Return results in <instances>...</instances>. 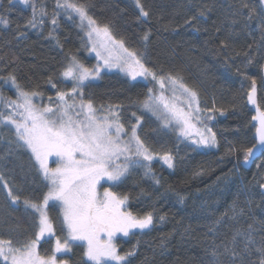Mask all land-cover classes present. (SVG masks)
<instances>
[{"label":"trees","instance_id":"obj_1","mask_svg":"<svg viewBox=\"0 0 264 264\" xmlns=\"http://www.w3.org/2000/svg\"><path fill=\"white\" fill-rule=\"evenodd\" d=\"M71 2L85 5L98 25H108L112 36L136 53L141 63L157 76L178 77L195 91L201 106L213 117L207 124L218 134L216 149L200 150L175 131L165 129L141 103L154 87L150 83L111 73L84 87L86 101L91 99L100 113H107L101 106L111 105L118 112L119 122L129 131L140 119L138 135L156 157L165 153L173 156V169L159 160L152 162L155 179L145 176L143 169H134L123 184L113 188L129 195L127 208L134 215L152 212L154 217L151 229L117 240L120 253L134 250L135 255L129 258L131 264H211L214 247L223 252L225 245L233 247L231 241L237 231H251L255 241L252 253L243 252L244 238L240 236L236 238L235 249L245 264H258L254 249L264 237V188L260 187L264 182V166H257L264 165V156L249 170L241 165L244 149L255 144V126L254 112L247 103L251 81L240 73L256 78L259 104L264 109L261 79L264 32L259 27L264 3L261 0H140L149 13L145 18L140 15L136 0ZM242 2L255 7L252 20L246 19L248 9L243 10L244 17L233 15ZM33 3L38 20L41 8L47 15L43 17L44 24L25 27ZM0 6H8V0H0ZM204 6L211 11L200 16ZM11 8L5 17L10 24L7 27L0 24V80L11 74L21 90L43 93L39 96L43 102L49 98L56 101L58 90L67 92L72 87L62 72L73 57L88 68H94L97 62L80 23L73 13L69 19L63 9L56 8V0H30L29 5L13 0ZM54 12L60 13L56 17L58 26L51 23ZM193 16L196 19L186 23ZM233 20L237 23L233 24ZM250 58L252 64H248ZM49 79L56 83V88L48 83ZM215 109L222 110L223 115ZM0 113L6 115L2 107ZM22 144L16 130L0 116V176L3 177L0 239H11L14 244L35 237L38 213L26 207L24 201L42 203L49 187L30 150L21 147ZM230 148L234 150L229 152ZM5 182L19 197L15 203ZM47 212L55 236L41 239L38 244L41 255L52 253L56 237L63 240L67 236L59 203L50 202ZM70 243L71 251L60 253L58 260L91 264L84 256L83 241ZM220 259L224 264H233L227 254ZM0 264L4 262L0 260ZM234 264H240L239 258Z\"/></svg>","mask_w":264,"mask_h":264},{"label":"snow or ice","instance_id":"obj_2","mask_svg":"<svg viewBox=\"0 0 264 264\" xmlns=\"http://www.w3.org/2000/svg\"><path fill=\"white\" fill-rule=\"evenodd\" d=\"M17 3L29 5L30 0H17ZM136 3L140 8V15L147 18L149 13L140 5V0H136ZM261 3H264V0H261ZM11 6H13V0H8V6H0L2 7L0 24L5 27L10 24L5 17L11 12ZM31 7L32 15L26 20L25 27L36 28L38 24H44L43 17L47 15V12L41 8L38 20L35 4L33 3ZM56 8L63 9L69 19L72 18V13L77 14L81 27H85V21L87 22L91 50L96 53L99 60L103 61V64L88 68L73 57L62 72V76L71 81L72 87L67 92L61 90L56 92L55 108L38 106L34 103V97H42L43 93L21 90L15 76L10 74L5 80V83L10 81L15 87L17 99L0 96V102L12 109L11 113L7 115L0 113V116L15 127L16 136L23 142L21 147L30 150L38 170L48 181L49 187L42 203L24 201L26 207L38 213V231L35 237L22 244L19 242L14 244L11 239H0V260L4 264H68L66 260H58L57 254L70 252V242L83 241L86 245L84 256L91 264H131L129 258L135 255V251L121 254L116 243L117 235L122 234L128 237L135 235L134 230L144 232L151 229L154 224L153 213L134 215L127 209L129 195L112 189L123 184L134 169H143L145 176H152L155 179L151 165L156 157L138 135L137 125L131 127L130 134L125 132L124 125L119 122L118 112L111 105L107 108L101 106L108 115L97 116V109L94 108L92 100L84 99L85 82L98 78L101 67L118 68L130 75L132 79L137 76L145 78L151 76L159 84L161 92L159 96H156L152 94V89H149L148 98L141 102L144 109L156 115L162 106L171 119L181 126V135L190 137L193 131L195 132L199 139L193 140L194 144L215 146L216 134L207 124H204L203 128H197L193 123V120L200 122L201 110L196 104L197 93L183 84L180 78L171 75L157 76L155 72L145 67L136 53L124 47L122 41L114 39L108 25H98L97 21L88 14L85 5H78L71 0H56ZM244 9H248L246 19L252 20L256 9L247 2H242L233 15L244 17ZM210 11L211 8L204 6L200 9L199 15L205 16ZM59 14V12L53 13L52 25L58 26L56 17ZM195 19L196 17L193 16L186 23H191V20ZM232 22L237 23L236 20ZM259 27L261 32H264V15H261ZM144 39H148L147 34ZM221 43L224 44L223 41ZM252 63L250 58L248 64ZM240 74L251 81L247 98L249 103L256 106V115L252 117V120L258 122V126L255 127L256 143L244 149V162L247 163L255 157L257 152L264 156V110L261 109L257 100L256 78L244 72ZM261 79L264 80V76ZM166 80L173 92L170 99L164 95ZM48 83L53 88L57 87L51 79ZM177 92L186 97L184 102L187 105V111L177 107L176 101L179 100ZM49 99L51 102V98ZM194 104H196L195 107H193ZM215 110L223 115L222 110ZM212 118L207 117L209 120ZM165 122H170L168 116L165 117ZM124 136H127V139H124ZM233 150L230 148L228 151ZM51 157L56 158L55 167L49 166ZM160 159L169 168L174 167L171 154L165 153ZM262 166L264 165L257 167ZM0 180H3L2 176ZM102 181L109 186L104 187ZM156 183L159 184L160 181L156 180ZM4 186L9 188L7 182ZM260 187L264 188V182L260 183ZM101 188H103L102 192ZM8 195L14 203L19 200L10 188ZM50 201L59 203L62 224L66 225L67 236L63 240L56 237L52 253L41 255L38 251L41 239L55 236L54 224L47 212ZM164 218L160 216L159 219L162 221ZM222 219L223 217L218 219L217 223H220ZM248 227L252 229L251 224ZM238 236L244 238L243 252L252 253L251 246L255 241L251 231L247 233L237 231L232 237V248L225 245L223 252L217 250L218 246L212 249L211 264H224L220 257L225 254L231 256L233 264L237 258L240 264H245L243 256L235 249ZM261 239V245L254 249L258 254V264H264V237Z\"/></svg>","mask_w":264,"mask_h":264},{"label":"rangeland","instance_id":"obj_3","mask_svg":"<svg viewBox=\"0 0 264 264\" xmlns=\"http://www.w3.org/2000/svg\"><path fill=\"white\" fill-rule=\"evenodd\" d=\"M73 14L77 17V19H78V21L80 23V19H79L78 15L75 14V13H73ZM86 24H87V22L85 21V27H81V26L80 27L82 28V31L84 32V35L86 36V38H87V40L89 42L90 48H91L92 45H91V42H90V40L88 38V35H87L88 29L86 27ZM91 55L97 60L95 66H97L98 64L99 65L103 64V61L99 60V58L96 56V53L93 52L92 50H91ZM111 73H119V74H121L123 76H126L129 79H132V77L130 75H128L126 72L120 71L118 68L109 69V68L101 67L99 77L94 79V80L87 81L85 83L87 85V84L92 83V82H98V81L101 80V78H102V76L104 74H111ZM132 80H134V81H143V82L152 84L154 86L153 88H151L152 89V94L156 95V96L160 95V92H161L160 86H159V84L156 81H154L152 79L151 76H148L147 78L142 77V76H137L135 79H132ZM164 95L166 97H168L169 99L173 96V92L170 89L167 80L165 81ZM176 95L179 97V100L176 101L177 107L183 108L185 111H187L188 108H187L186 103L184 102L186 100V97L181 96L179 92H177ZM0 96L5 97V98H10L12 100H16L17 99L16 89H15L14 86H12L10 81L8 83H5V80H0ZM77 99H79V97ZM34 103H36L38 106H51L53 108H55V106H56V101H51L50 102V100H49L47 102H43L42 99L39 96L34 97ZM196 104H198V106H199V108L201 110L200 113H199L200 122L197 123L195 120H193V123L196 124L197 128H203L204 124H207V122L209 121V119H207V117H209V114H207L208 110L206 109V107L201 106L198 96H197ZM196 104H194L193 107H195ZM0 107H2V109L5 111L6 115L11 113V111H12L11 108L5 107V105L2 102H0ZM144 110L147 113H149L152 116H154L155 118H157L165 129L171 130V131H175L184 141H189L192 144H194L193 140H198L199 139V137L195 134L194 131H193V133H192V135L190 137H185V136L181 135V133H180V127L181 126L178 125L175 120L171 119L170 115L166 112V110L163 109L162 106L160 108V111L156 115H153L151 112L147 111L146 109H144ZM96 114H97L98 117H103V116L108 115V113H100L99 111H97ZM166 116H168L169 120H170V122H168V123L165 122V117ZM109 118L112 119L113 117H109ZM134 125H137V133H138L139 127L141 125V120L139 119V123H136ZM10 126H12L15 129V127L13 125L10 124ZM207 126L210 127L212 129V131L214 132V130H213V128L211 126H209L208 124H207ZM124 129H125V132L130 134V131L128 129H126L125 127H124ZM215 134H216V140H217L218 139V134L216 132H215ZM123 138L127 139V136H124ZM194 145L197 146V148L200 149V150H212V149H216L217 148V144L215 146H205V145H197V144H194ZM55 160H56L55 157H51L50 158V160H49V166L50 167H55L56 166V164L54 163ZM155 160H159V161H161L163 163V161L160 159V157H156V159H154V161ZM164 165L167 166L166 164H164ZM169 169H173V168H169ZM101 183L104 184V187H108L109 186L108 184L104 183L103 181ZM112 190L115 191L114 189H112ZM100 191L102 192L103 188H101ZM50 202H54V201H50ZM134 231L136 232L138 230H134ZM130 236H132V235H130ZM130 236L124 237L122 234H118L117 235V239H116V243H117L118 239H120V238H129ZM45 238H50V237H45ZM83 243L85 244V242H83ZM59 254L60 253H58L57 256ZM255 262H258V259H255Z\"/></svg>","mask_w":264,"mask_h":264},{"label":"water","instance_id":"obj_4","mask_svg":"<svg viewBox=\"0 0 264 264\" xmlns=\"http://www.w3.org/2000/svg\"><path fill=\"white\" fill-rule=\"evenodd\" d=\"M262 76H264V66H263V69H262ZM262 83H263V88H264V80H262ZM257 85V84H256ZM258 86H257V93H256V96H257V100H258V103H259V94H258ZM247 103H248V106L249 108L254 112V115H256V106L255 105H252L251 103L248 102V99H247ZM260 105V104H259ZM262 109V108H261ZM263 110V109H262ZM253 124L254 126H258V122L256 121H253ZM255 138V136H254ZM255 143H256V139H255ZM263 156L260 155L259 152L256 153L255 157L251 158L247 163L244 162V160L242 161V167L245 169V170H249L252 168V166L259 160L261 159Z\"/></svg>","mask_w":264,"mask_h":264},{"label":"flooded vegetation","instance_id":"obj_5","mask_svg":"<svg viewBox=\"0 0 264 264\" xmlns=\"http://www.w3.org/2000/svg\"><path fill=\"white\" fill-rule=\"evenodd\" d=\"M259 90V89H258ZM258 94H259V92H258ZM261 107V106H260ZM262 108V107H261ZM264 110V109H263Z\"/></svg>","mask_w":264,"mask_h":264}]
</instances>
